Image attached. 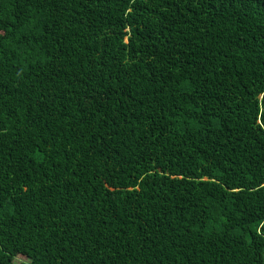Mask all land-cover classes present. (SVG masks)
Instances as JSON below:
<instances>
[{"label": "trees", "instance_id": "trees-1", "mask_svg": "<svg viewBox=\"0 0 264 264\" xmlns=\"http://www.w3.org/2000/svg\"><path fill=\"white\" fill-rule=\"evenodd\" d=\"M0 264H264V0H0Z\"/></svg>", "mask_w": 264, "mask_h": 264}]
</instances>
